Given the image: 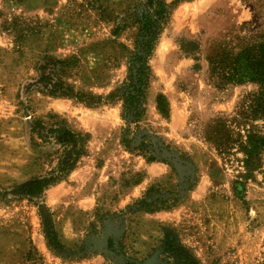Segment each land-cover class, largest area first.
<instances>
[{"label":"rangeland","instance_id":"obj_1","mask_svg":"<svg viewBox=\"0 0 264 264\" xmlns=\"http://www.w3.org/2000/svg\"><path fill=\"white\" fill-rule=\"evenodd\" d=\"M145 1L0 0V264H120L104 251L100 227L95 233L89 226L97 225L95 213H118L151 186L156 196L176 191L181 180L167 164L123 148L122 101L107 98L126 76L134 15ZM164 1L169 15L149 59L140 125L189 154L197 179L171 206L122 221L113 215L110 227L118 225L128 256L143 264H164L167 233L190 264H264V147L248 172L235 141L250 129L264 134V110L255 106L259 84L222 79L232 58L246 50L253 57L264 42V0ZM181 42L196 43L195 54L184 53ZM46 58L64 61L62 81L100 102L91 106L38 88L32 82ZM158 94L168 103L167 117L156 108ZM50 116L87 134L88 152L65 179L28 200L20 185L49 168L47 150L30 145L28 125L31 117L51 123ZM221 143L228 146L222 153ZM41 205L50 208L63 253L47 245Z\"/></svg>","mask_w":264,"mask_h":264},{"label":"trees","instance_id":"obj_2","mask_svg":"<svg viewBox=\"0 0 264 264\" xmlns=\"http://www.w3.org/2000/svg\"><path fill=\"white\" fill-rule=\"evenodd\" d=\"M168 15L169 6L164 0H146L145 8L139 13H135L134 18L138 26L137 35L134 49L130 51L126 61V76L119 87L107 96V98L117 96L122 101L121 119L124 124L120 127V142L123 148L128 152H136L145 156L149 162L158 161L167 164L181 180L176 191L170 192L167 196H156L153 193L157 190L151 186L141 198L120 210L118 212L120 214L116 212L110 214L95 213L97 225L92 222L89 226L92 232L95 233L99 232L97 226L100 227L103 235L104 251L115 257L120 264H143L144 262L128 256L121 235H119V232L114 231L118 225L115 228L110 227L111 217L119 215L117 219L122 221V218L127 214L135 211H156L169 207L177 201L181 192L192 190L197 179L195 165L189 154L163 142L159 137H154L140 125L145 112L146 90L151 78L149 59ZM188 44L189 46L181 42L180 49L186 54H195L196 43L189 42ZM253 49L255 52L253 57H250V53L246 50L239 53L236 58H232V67L230 65L229 70L222 74V79L235 83L244 81L258 83L260 92L255 106L264 110V42L259 43ZM220 63L221 61H216V59L211 61V65L219 69L218 65ZM65 64L62 60L46 58L45 61L38 64V78L32 83L50 96L76 97L87 105L94 106L98 104L100 97L75 92L62 81L58 71ZM30 85L32 84L29 83ZM155 104L158 112L167 117L169 113L168 103L162 94L156 96ZM50 118H53V121L45 123L38 117H31V122L28 125L30 145L34 149H46L47 152H45L44 158L49 164L48 170L43 175L27 180L20 185V194L28 200H31L32 197H40L47 188L65 179L88 152L87 134L70 129L62 118L56 116H50ZM217 120L223 122L221 118H217ZM236 136H238V139L235 140L238 142L237 147L243 154V165L248 172H252L259 164L260 151L264 147V134H258L250 129L246 131L244 139L241 138L239 133ZM48 146L50 147L48 148ZM227 147V144H219V152H224ZM38 208L48 247L58 253H63L66 247L54 228L50 208L45 205L38 206ZM91 243L93 242L91 241ZM88 246L89 244L82 246L79 251L84 252ZM162 251L164 253V264H174V262L169 261L171 258L177 264H190L193 262L169 233L165 234L162 240Z\"/></svg>","mask_w":264,"mask_h":264},{"label":"water","instance_id":"obj_3","mask_svg":"<svg viewBox=\"0 0 264 264\" xmlns=\"http://www.w3.org/2000/svg\"><path fill=\"white\" fill-rule=\"evenodd\" d=\"M150 264H159V263H156V262H151Z\"/></svg>","mask_w":264,"mask_h":264}]
</instances>
